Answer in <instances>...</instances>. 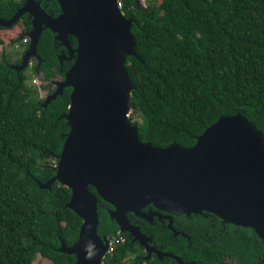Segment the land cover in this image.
<instances>
[{
  "label": "trees",
  "instance_id": "16d2710c",
  "mask_svg": "<svg viewBox=\"0 0 264 264\" xmlns=\"http://www.w3.org/2000/svg\"><path fill=\"white\" fill-rule=\"evenodd\" d=\"M37 1L53 17L60 12L56 0ZM117 1L123 17L131 19L129 32L141 60L125 58L133 84L127 119L140 141L188 147L219 116L239 113L259 130L264 143V0H161L158 5L148 2L145 9L128 8L133 0ZM22 2L0 0V19H8ZM12 27L16 36L8 43L25 46L21 41L30 29L26 13L8 29ZM70 46L75 47L73 38ZM1 50L0 264H32L36 255L49 264H73L74 254L58 250L60 241L68 246L76 240L81 224L67 206L71 191L56 179L40 186L54 175L51 160L68 132L59 116L66 112L70 87L42 104L43 97L29 95L24 87L27 66L11 67L22 52L10 60ZM35 52L38 61L31 68L44 80L62 76L72 62L58 61L65 49L48 28L41 30ZM135 115L141 117L140 125ZM87 189L96 198V234L117 240L100 264H264V239L251 227L206 211L170 214V225H161L155 215L149 224L127 212L128 223L148 237V244L160 245L162 253L181 262L165 255L148 257L109 217L112 205L91 185ZM148 208L155 210L151 205L141 210Z\"/></svg>",
  "mask_w": 264,
  "mask_h": 264
},
{
  "label": "water",
  "instance_id": "95a60500",
  "mask_svg": "<svg viewBox=\"0 0 264 264\" xmlns=\"http://www.w3.org/2000/svg\"><path fill=\"white\" fill-rule=\"evenodd\" d=\"M60 12L51 16L37 0L22 5L0 26H11L26 13L30 29L27 47L18 64L37 59L35 45L42 29L53 33L63 46L58 55L71 59L42 104L70 87L63 117L68 125L56 157L54 175L71 191L67 206L80 218L76 240L60 241L58 250L74 254L73 264H100L108 250L106 236L95 232L96 198L88 185L112 205L109 217L148 252V237L128 223L126 213L150 220L170 214L212 213L224 222L251 227L264 239V143L259 130L239 113L219 116L195 137L191 146L171 143L164 147L140 141L136 126L127 119L128 96L133 84L125 58L134 56L130 18L123 17L115 0H56ZM75 47L70 46L71 39ZM66 54V55H65ZM151 205L155 210L142 207ZM168 222V225H170ZM170 256L178 263L179 258ZM160 256V255H159Z\"/></svg>",
  "mask_w": 264,
  "mask_h": 264
},
{
  "label": "rangeland",
  "instance_id": "374dc122",
  "mask_svg": "<svg viewBox=\"0 0 264 264\" xmlns=\"http://www.w3.org/2000/svg\"><path fill=\"white\" fill-rule=\"evenodd\" d=\"M138 3L142 6L147 4L150 1H154L155 4L158 5V3L161 0H137ZM74 2V0H73ZM76 4L80 3L78 0L75 1ZM115 6L119 9V7L116 5V0L114 1ZM10 27V26H9ZM16 27L7 29H2L0 31V37L2 38L3 45L0 47V53L1 49H4V52L7 54L8 58L10 60H13L17 54H21V52L24 51V49L27 47L26 42L25 46L24 44H19L18 42H15L13 45H10L8 41L16 36ZM27 39V37H26ZM17 46V47H15ZM37 64V60L32 59L28 57L26 68L24 70L25 80H24V87L27 89L29 95H32V93H37L40 97H45L47 94L51 93L55 89V82L59 81V77L57 76L55 79H52L50 81H46L42 78L41 73L34 72L31 68L32 65ZM48 90V91H47ZM136 121L140 125L142 123V119L139 116H136ZM53 164H55V160H51ZM148 249V248H147ZM32 264H49V261L45 258L40 257L39 255H36Z\"/></svg>",
  "mask_w": 264,
  "mask_h": 264
},
{
  "label": "flooded vegetation",
  "instance_id": "af4514ba",
  "mask_svg": "<svg viewBox=\"0 0 264 264\" xmlns=\"http://www.w3.org/2000/svg\"><path fill=\"white\" fill-rule=\"evenodd\" d=\"M132 8V9H135V8H138V9H145V7H146V4L144 5V6H142V5H140L139 3H138V1L137 0H133V3L131 2V4H129V6H128V8ZM120 9V8H119ZM74 46V45H73ZM62 60H64V61H70V60H67L66 58H63ZM42 75V74H41ZM59 77V79H60V75L58 74V73H55V75H54V77H52V79H55L56 77ZM46 81H49V80H46ZM156 220H157V218L156 217H154ZM161 225L162 224H167V222H168V218H166V217H163V216H161L160 217V219L159 220H157ZM147 222V221H146ZM147 223H149V224H152V223H154V221H153V219H151L150 221H148ZM143 227H144V229L143 230H145L146 231V233L148 232V230L146 229V227H145V225H143ZM145 233V234H146ZM125 236L127 237V238H129V236H128V234L126 233L125 234ZM134 243H135V245H136V248L142 253V254H146V256L148 255V257L149 256H152V255H162L163 253L162 252H165V251H163L158 245L156 246V244L154 245V244H148V252L147 251H145V249H144V246H140L139 245V243L137 242V240H134Z\"/></svg>",
  "mask_w": 264,
  "mask_h": 264
},
{
  "label": "built area",
  "instance_id": "2783aa9c",
  "mask_svg": "<svg viewBox=\"0 0 264 264\" xmlns=\"http://www.w3.org/2000/svg\"><path fill=\"white\" fill-rule=\"evenodd\" d=\"M116 5H117L118 7H120V2L117 1V0H116ZM26 41H27V39H26V38H23L21 42L24 43V42H26ZM15 47H17V46H15ZM115 242H117L116 239H113V240L109 241L108 250L111 249V247H112L111 245L115 244Z\"/></svg>",
  "mask_w": 264,
  "mask_h": 264
}]
</instances>
